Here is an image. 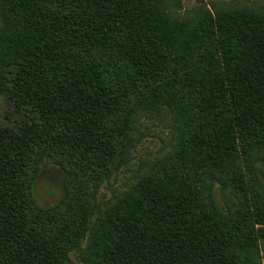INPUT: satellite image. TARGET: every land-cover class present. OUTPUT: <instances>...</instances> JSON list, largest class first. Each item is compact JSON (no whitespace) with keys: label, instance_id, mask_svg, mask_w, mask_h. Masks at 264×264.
I'll use <instances>...</instances> for the list:
<instances>
[{"label":"trees","instance_id":"16d2710c","mask_svg":"<svg viewBox=\"0 0 264 264\" xmlns=\"http://www.w3.org/2000/svg\"><path fill=\"white\" fill-rule=\"evenodd\" d=\"M177 2L0 0V264H264V13ZM158 108L176 126L134 170Z\"/></svg>","mask_w":264,"mask_h":264},{"label":"rangeland","instance_id":"374dc122","mask_svg":"<svg viewBox=\"0 0 264 264\" xmlns=\"http://www.w3.org/2000/svg\"><path fill=\"white\" fill-rule=\"evenodd\" d=\"M213 2L216 8H230L236 6L247 8L255 12L264 13V0H178L175 8L179 9L181 18L190 16L187 12L198 4H205L209 8ZM6 106L0 100V115L4 113ZM137 126L146 130L139 140L134 153L131 156L129 164L133 165L136 170L142 160L156 155L164 148L170 139V135L176 126V120L169 112L162 109L149 111L145 115H140L137 120ZM130 173L122 172L115 177L110 184H105L101 187L98 195V204H102L111 198L112 192L121 188ZM66 180L65 172L50 160L45 159L40 167L39 174L33 185V194L38 205L47 207L57 203L64 194V185ZM214 194L218 201L220 200V190L218 186L214 188ZM71 260L74 264H83L78 259L77 254L71 255Z\"/></svg>","mask_w":264,"mask_h":264}]
</instances>
